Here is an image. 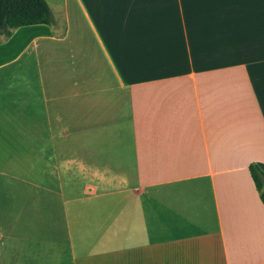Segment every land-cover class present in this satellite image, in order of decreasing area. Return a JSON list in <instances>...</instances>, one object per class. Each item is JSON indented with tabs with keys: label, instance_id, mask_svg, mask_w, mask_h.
I'll return each instance as SVG.
<instances>
[{
	"label": "crops",
	"instance_id": "1",
	"mask_svg": "<svg viewBox=\"0 0 264 264\" xmlns=\"http://www.w3.org/2000/svg\"><path fill=\"white\" fill-rule=\"evenodd\" d=\"M47 3L0 37V264H264V0Z\"/></svg>",
	"mask_w": 264,
	"mask_h": 264
},
{
	"label": "trees",
	"instance_id": "2",
	"mask_svg": "<svg viewBox=\"0 0 264 264\" xmlns=\"http://www.w3.org/2000/svg\"><path fill=\"white\" fill-rule=\"evenodd\" d=\"M36 25H53L46 0H0V37L8 39L14 30ZM248 171L264 207V173L256 164Z\"/></svg>",
	"mask_w": 264,
	"mask_h": 264
},
{
	"label": "rangeland",
	"instance_id": "3",
	"mask_svg": "<svg viewBox=\"0 0 264 264\" xmlns=\"http://www.w3.org/2000/svg\"><path fill=\"white\" fill-rule=\"evenodd\" d=\"M51 5H53L54 8V16L56 20H65V16L64 13L60 14L57 13V8L54 7V0H47ZM73 17V15H71ZM75 20V21H74ZM72 18V23L76 22V19ZM74 24V23H73ZM74 32L77 33V27L76 25L73 26V30L72 33L74 35ZM211 33L206 34L205 32L201 35V41H207L208 45H217L218 46H213V47H208L207 50H212V48H221V45L224 44L223 41H221L220 36H218V34L216 33V31H210ZM226 33H229L230 35V41L228 42V44L226 45V47H230V49H234L233 52L230 51L231 54H235V55H240L241 56V29H234V30H230V31H226ZM225 47V48H226ZM205 50V48H203ZM213 54V53H212Z\"/></svg>",
	"mask_w": 264,
	"mask_h": 264
}]
</instances>
